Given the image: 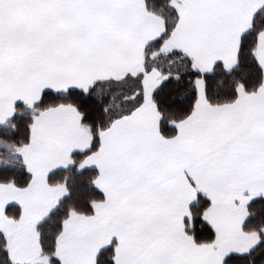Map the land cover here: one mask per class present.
Wrapping results in <instances>:
<instances>
[{
	"label": "snow or ice",
	"instance_id": "obj_1",
	"mask_svg": "<svg viewBox=\"0 0 264 264\" xmlns=\"http://www.w3.org/2000/svg\"><path fill=\"white\" fill-rule=\"evenodd\" d=\"M0 264H264V0H0Z\"/></svg>",
	"mask_w": 264,
	"mask_h": 264
}]
</instances>
